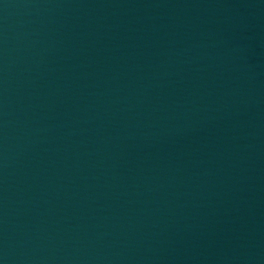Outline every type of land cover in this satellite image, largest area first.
I'll return each mask as SVG.
<instances>
[{"label":"water","instance_id":"95a60500","mask_svg":"<svg viewBox=\"0 0 264 264\" xmlns=\"http://www.w3.org/2000/svg\"><path fill=\"white\" fill-rule=\"evenodd\" d=\"M0 264H264V0H0Z\"/></svg>","mask_w":264,"mask_h":264}]
</instances>
